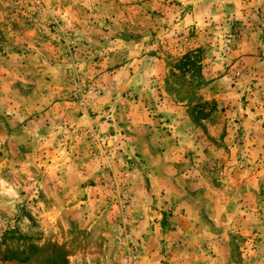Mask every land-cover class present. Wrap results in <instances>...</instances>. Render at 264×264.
Returning <instances> with one entry per match:
<instances>
[{
  "label": "rangeland",
  "instance_id": "374dc122",
  "mask_svg": "<svg viewBox=\"0 0 264 264\" xmlns=\"http://www.w3.org/2000/svg\"><path fill=\"white\" fill-rule=\"evenodd\" d=\"M146 234L264 264V0H0V264Z\"/></svg>",
  "mask_w": 264,
  "mask_h": 264
},
{
  "label": "crops",
  "instance_id": "0c3cea01",
  "mask_svg": "<svg viewBox=\"0 0 264 264\" xmlns=\"http://www.w3.org/2000/svg\"><path fill=\"white\" fill-rule=\"evenodd\" d=\"M147 232V231H146ZM154 237L149 236V234L145 235V247H143V264H160L159 262L154 261V258L157 255V250L155 249V241H153ZM155 249V251H152Z\"/></svg>",
  "mask_w": 264,
  "mask_h": 264
},
{
  "label": "built area",
  "instance_id": "2783aa9c",
  "mask_svg": "<svg viewBox=\"0 0 264 264\" xmlns=\"http://www.w3.org/2000/svg\"><path fill=\"white\" fill-rule=\"evenodd\" d=\"M104 142V138H100ZM129 256L124 260L125 264H139L138 262V247L134 244L130 246Z\"/></svg>",
  "mask_w": 264,
  "mask_h": 264
}]
</instances>
